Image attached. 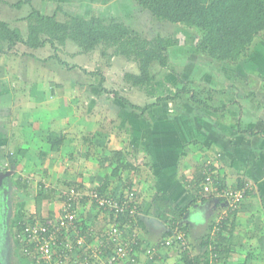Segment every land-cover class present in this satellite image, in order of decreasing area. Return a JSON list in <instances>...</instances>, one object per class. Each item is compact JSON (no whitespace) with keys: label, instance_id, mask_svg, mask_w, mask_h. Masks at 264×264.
Listing matches in <instances>:
<instances>
[{"label":"crops","instance_id":"0c3cea01","mask_svg":"<svg viewBox=\"0 0 264 264\" xmlns=\"http://www.w3.org/2000/svg\"><path fill=\"white\" fill-rule=\"evenodd\" d=\"M17 3L47 15L60 9V16L68 13L83 17H107L118 8L127 13L128 7L137 5L133 0H0V21L10 24L5 10ZM15 51L23 54L19 62L13 60ZM26 52L25 47L17 46L0 53L2 59L8 53L7 62L0 61V172H11L4 179L5 185L0 186V191L5 192L0 193V212L3 208L8 211L7 218L0 214L5 219L0 229V264H13V261L48 264L27 259L26 244L18 239V234L25 224H44L57 219L61 200L56 193L71 186L82 191L101 188L105 195L120 199L132 193L139 204L138 234L144 245L159 242L169 230L168 222L179 221L186 229L190 256L198 258L199 264H264V33L253 40L248 53L235 64L212 62L196 54L186 42L179 44L174 57L181 61L175 67L182 69L175 70L176 73L162 69L148 94L150 102L133 104L125 99L144 106L180 88L184 91L182 96L153 105L143 114L131 109V118L119 115L125 133L129 132L121 134L127 143L122 147L120 141H104L99 137L92 143L93 155L87 153L90 149L85 146L90 141L80 145L73 134L78 127L84 132L103 134L98 131L101 126L88 117L75 119L70 111L73 107L70 98L87 89V110H96L98 105L93 98L96 90L103 94L97 83L81 82L80 74L74 79L73 69L67 63L69 77L60 73L57 79L61 81L43 67L39 71L31 65L30 74L34 77L37 73L40 80L35 82L33 77H28V83L21 76V72L27 74L25 59H32ZM174 52H170L169 61ZM117 58L126 64L130 62L118 56L107 60L99 71L105 89L111 62ZM120 63L123 65L119 60ZM82 69L86 77L96 73ZM23 81L24 90L20 87ZM193 94H196L194 99ZM78 99L73 103L76 107ZM50 134L62 138L56 150L49 145ZM114 153L121 154L120 160L115 161ZM207 162L213 164L214 177L221 187L233 189L242 184L249 190L240 209L222 231L215 259L205 248L204 239L223 203L203 194L197 183ZM122 163L131 167L123 170ZM116 168L119 172L114 174ZM191 182L198 185V190L188 187ZM23 183H27L26 188H19ZM27 205L40 212V217L28 211ZM47 205H50L48 210ZM76 211L81 228L90 227L93 231L85 240L86 247H99L104 228L108 229L111 223L110 217L90 203H80ZM23 213L33 217H23ZM78 256L67 264H72ZM139 262L184 264L178 252L164 248L158 251L156 261H149L139 252Z\"/></svg>","mask_w":264,"mask_h":264},{"label":"trees","instance_id":"16d2710c","mask_svg":"<svg viewBox=\"0 0 264 264\" xmlns=\"http://www.w3.org/2000/svg\"><path fill=\"white\" fill-rule=\"evenodd\" d=\"M133 1L140 8L148 10L156 22L161 24L170 23L174 26L181 27L184 31H190L193 35L190 38V47H192L193 51L215 63H238L239 59L245 56L250 50L253 40L264 33V0ZM21 5L22 3H17L13 7L20 8ZM60 13L61 10L56 9L53 14L47 15L32 8L30 14L26 17L28 20V33L25 36H22L17 28H9V24L0 21V42H7V49L5 50L8 51L15 49L18 45L30 50H39L46 44H49L52 49L58 51L59 48L63 47L69 41L76 45L83 54H88L97 48H101L100 53L102 56L107 54L105 50L110 47L113 49V55L137 64L138 74L126 73L124 79L132 86L145 88L149 91L152 90V84L160 69L176 73L175 69L169 63L170 52L179 45V39H177L176 35L161 36L157 34L151 39H148L143 37L139 31L132 29L120 16L83 17L62 13L61 15L64 19L59 20L58 16ZM0 52L4 53L5 51L0 49ZM48 59H43L41 63H47ZM57 60H59L60 64L66 65L58 57ZM154 66L158 68L156 73L154 72ZM67 67L71 70L77 66ZM80 70L83 71L82 68ZM96 74L98 75L99 72L97 71ZM103 84L104 77L100 73V78L97 82L100 93L107 92ZM181 84L183 85L182 81ZM183 92V88L176 89L172 95L159 97L155 103L144 106L133 105L127 100L123 101L131 109L136 111L140 110L143 114L153 105L165 101L178 100ZM193 95L194 99L196 94ZM47 138L52 150L58 149L62 144V138H57L55 134H50ZM120 155V153H114L113 158H116L115 161L120 160ZM220 156L219 154L218 157L220 158ZM121 165L123 166V170L131 167L124 163ZM210 169L213 170V164ZM115 170L114 174H117L119 169L116 168ZM201 181L202 176L200 173L197 183L199 182L198 184H200ZM25 184L27 183L21 184L19 188H26ZM190 185L194 190L198 187L197 184L194 186L193 182H191L188 185L191 190ZM242 187L243 185L241 184L237 188ZM89 190L96 191L100 196L106 194V191L101 188ZM193 200L195 201L196 199L194 198ZM83 203L86 204L87 202L84 201ZM93 206L96 207V205ZM98 211L108 215L111 223L124 226L125 217L121 215L116 216L113 211H109L108 209H98ZM139 222L140 220H135L133 225L129 227V230L124 233L122 241L127 244L129 254L127 257L121 259L118 264H140L139 252L137 253L138 244L134 245V240H140L138 234ZM171 222H168L169 230L159 242L151 245L145 243V247L155 250L152 257L145 252L141 253L149 261H156L160 248L173 249L179 253L184 264H199V259L191 257L187 250L180 251L181 247L178 244L176 245L177 241L175 239L170 244V247L164 244L165 240L172 235V231L177 229L184 233V240L188 248L190 247L186 239L185 227L179 221H174L176 222L174 226L171 225ZM229 224L230 222L224 223L217 236L213 238L214 241L210 240V238L208 240V235L204 239L205 248H207V244L209 245L213 242L219 248L222 231ZM80 226L82 225L80 224ZM87 228L82 227L81 232L88 240L92 234L88 233ZM112 250V247L108 249L100 248L99 252L102 255L103 262L106 261L108 253ZM83 257L84 255H81L79 260H83ZM102 261L88 259L87 264H100Z\"/></svg>","mask_w":264,"mask_h":264},{"label":"rangeland","instance_id":"374dc122","mask_svg":"<svg viewBox=\"0 0 264 264\" xmlns=\"http://www.w3.org/2000/svg\"><path fill=\"white\" fill-rule=\"evenodd\" d=\"M27 7H29V6H27ZM30 8H31V6H30ZM118 9L116 11L114 10L112 13L108 14L109 16H107V17L121 16V18H123L125 23L130 25V27L132 29L139 31L143 37H146L148 39H151L152 37L156 36L157 34H159L161 36L176 35L177 39H179V44L183 45L184 42H186V45L188 47H190V44H191L190 38H191V36H193L190 31H184V30H182L181 27L174 26L170 23H165V24L164 23L163 24L158 23L154 20V18L152 17V15L150 14V12L148 10L142 9L137 5L134 6V8L128 7V9H127L128 10L127 13H129L128 15H127V13H123V12H121L120 9L119 10ZM5 11L8 14V15H6V19H8V22H10L9 28H17L21 32L22 36H25L28 33V20L26 19V17L28 14H30V10L29 9L27 10L26 6L25 7L21 6L20 8L9 7ZM58 17H59V20L64 19L62 17V15L61 16L59 15ZM19 47H21V46L18 45V48ZM0 49L7 52V50H5V49H7V42H0ZM25 50L27 51L25 54L28 55V53H29L28 56L32 57L35 64H33L34 62L32 63L31 58L25 59V63H27L28 66L26 65V73H27L26 75L23 72H21V76L23 77V80H26L28 77H29V79H31V77H33L30 74L31 65H32L33 69L35 68L36 70H39V71L43 67L44 70H46L50 75L54 73L53 76H56V78H55L56 80H60V79H57V78H59L60 73H62V76L66 75V77H69V74H68L69 72L67 73L66 65H64V64L61 65L59 60H57V57H58L60 59V61L67 63V65H69V66H72V65L77 66L75 69H73V74H71L72 75L71 77L74 76V79H78V75L80 74L81 82H83V83H90L91 82V83L96 84L100 78V72L99 71L103 69V66H105V63L107 62L108 59L112 58V56H115V55H113V49L110 47L105 50L107 53L105 56H107L108 59L105 56L101 55V53H100L101 48H97L95 51H92L88 54H83L80 52V49L78 47H76V45H74L73 43H71L69 41L66 42V44L63 47L59 48L58 51L55 49H52V47L49 44L48 45L46 44L43 48H41L39 50H30L27 48H25ZM174 51H175V49H173V52ZM0 53H2V52H0ZM175 53L176 52L172 53V57L170 58L169 63L172 67H174L175 70L178 71V70H181L182 67H180V66L175 67V63H177L181 60L174 57ZM6 54L8 57V53H6ZM6 54L3 55L4 59L1 58L2 55L0 54V61H2V63L4 61L6 63L8 60V58H7V60L5 58ZM13 55H14L13 60H15L16 62H19V58L23 54L21 52L19 54L15 51ZM55 56H57V57H55ZM46 58H49L47 63L42 64L41 63L42 60L46 59ZM118 59L119 58H117L115 60V62H113V63L111 62V64H112L111 70L106 75L105 87L110 92H105V93L99 95L98 90H96V97H93L95 99L97 105H98L97 106L98 108L96 110H87L86 97H88L87 93H89V90H88V92L85 91L87 89H85L84 91H80V94L77 95L78 97L76 96L74 98H70L71 104L73 106L72 110H70V111L72 113V116L75 117V119L78 116L88 117V120L90 119L92 121H96V124L101 126V127H99L98 131H101L103 134L97 133V135H95L93 132H86V131L84 132V130H82L81 127L75 126V127H78V128H76V132H74V134H73V136L77 137L76 142L79 140L80 145H83V144L88 143V140L90 141V143H88V145H85L88 150L90 149L89 152L87 151L88 154H92V155L94 154L95 150L93 148H91V146H93L92 143H94V141L96 139L98 140L99 137H101V139H103V140L105 139L104 141H106V139H108L107 141H109V140L110 141H116V142L120 141L119 144H122L121 145L122 147L125 146V144L127 143L125 141V136H124V138H122L121 134L124 135V134H127L129 132L126 131V133H125L124 128L122 127V122H120L118 119L119 115H121L122 117L127 119L130 115L132 116V114H133L131 112L132 111L131 108L128 105L124 106L123 100H126L125 98H127L133 104L134 103H140L141 104V103H145V102H150L147 100V98H149L148 94H150V91L148 89L139 88L137 86H132L130 83H128L124 79V76L126 73L138 74V72H136L137 64L132 62V61L127 62V64H126L122 61V59H119L120 62L123 63V65L121 63H120V65H118L119 64ZM0 67H1V63H0ZM2 68H3V66H2ZM80 68L96 70V72L98 71L99 74L96 75V73H95V75L92 77H86L83 74L84 72L79 70ZM153 68H154V72L156 73L158 70L157 66H154ZM21 69H23V66ZM137 71H138V69H137ZM161 71H162V69H160L157 73L159 74ZM36 77H37V73H35L34 77H33L35 82L40 80V78H36ZM60 77H61V75H60ZM23 82L24 83H21L20 87H21V89L24 90L25 89V81H23ZM26 82L29 83V80H26ZM138 88L141 89L142 92H138L137 91ZM16 91H17V89H16ZM117 95L119 97H117ZM90 96L91 95H89V98H90ZM120 96H121V98H120ZM76 98H79L77 107L75 104H73V103H76ZM87 112L89 113L90 116L89 115H83V114H87ZM129 118H131V117H129ZM37 128H38V126H37ZM91 131H93V130H91ZM86 134H87V136H85ZM72 159H74V161H75L76 157L73 156ZM133 163H136L135 160H133ZM77 168H80V166L77 165ZM85 168H88V167H85ZM4 185H5L4 183L1 184V187ZM0 193L4 194L5 192L3 190H1ZM26 197H28V196H26ZM115 197H117V196H115ZM118 198H119V196H118ZM26 201H27V198H26ZM2 202H4V201H2ZM20 202H21V198H20ZM9 204H10V202H9ZM223 204H224V202H223ZM39 205H40V203H39ZM8 208H9V206H8ZM27 208H28V211H34L35 215L40 217V212H38L37 210H34V208H31L28 205H27ZM46 208L48 210L50 208V205H47ZM28 211H26V212H28ZM0 214L2 217L7 218L8 211L6 210V208H3L2 211L0 212ZM60 214H61V212L59 209L58 217L60 216ZM2 217H0V219H1L0 220V229L3 228V226H4L3 224L5 223V219H3ZM23 217L31 218L33 216L26 214V213H23ZM77 220H78V216H77ZM109 227H110V225H108V228ZM104 229L105 230L103 231V233L107 230L106 228H104ZM103 233H102V235H103ZM16 260H18V259L16 258ZM20 262H22V261H20ZM17 263H18V261H13V264H17ZM20 264H23V263H20Z\"/></svg>","mask_w":264,"mask_h":264},{"label":"built area","instance_id":"2783aa9c","mask_svg":"<svg viewBox=\"0 0 264 264\" xmlns=\"http://www.w3.org/2000/svg\"><path fill=\"white\" fill-rule=\"evenodd\" d=\"M211 166L212 164L207 162L201 169L200 189L203 194L211 195L224 202V206L214 219L208 240L209 238L213 240L217 236L224 223H227L240 209L249 192L246 186L233 189L221 187L214 177L213 170L210 169ZM56 195L61 200L60 216L44 224H25L18 234V239L24 245L26 244L24 255L27 259L30 258L36 262L40 261L48 264H67L69 259L81 253V255H84L83 260L78 258L72 264H87L88 259L102 261L99 250L100 248L108 249L109 247H112L113 250L108 253L106 261H102L100 264H118L121 259L128 256L127 244L122 241L123 235L139 215V204L135 201L132 193H128L124 199H119L114 196H100L94 190L82 191L76 186H71L58 191ZM84 201L96 205L97 209L113 211L114 215H121L125 217L126 221L124 226H119L117 223L110 224V227L102 235L101 245L94 249L86 247V238L81 232V226L77 220L76 207ZM171 225H176V222L172 221ZM87 231L89 234L93 232L90 227L87 228ZM174 239L177 241L176 245L178 244L181 247L180 251L187 250L190 253L184 240V233L181 230L174 229L172 235L165 240L164 244L170 247ZM134 243V245L138 244L137 253L145 252L150 257L154 254L155 250L142 245L141 240H134ZM213 243L207 244V248L210 255L212 254L210 257L215 259L217 257L215 252L218 248ZM89 250L91 251L87 254Z\"/></svg>","mask_w":264,"mask_h":264},{"label":"water","instance_id":"95a60500","mask_svg":"<svg viewBox=\"0 0 264 264\" xmlns=\"http://www.w3.org/2000/svg\"><path fill=\"white\" fill-rule=\"evenodd\" d=\"M10 175L11 172H0V186L4 182V179L8 178Z\"/></svg>","mask_w":264,"mask_h":264},{"label":"clouds","instance_id":"9594fccd","mask_svg":"<svg viewBox=\"0 0 264 264\" xmlns=\"http://www.w3.org/2000/svg\"><path fill=\"white\" fill-rule=\"evenodd\" d=\"M120 199V198H119ZM218 200V199H217ZM219 201H221V200H219ZM222 202V201H221ZM223 203V202H222ZM223 206H224V204H223ZM220 211V210H219ZM219 211H218V213H219ZM217 213V214H218ZM217 214H216V216H217ZM139 215H140V212H139ZM139 215H138V217L136 218V220H139ZM215 219V218H214ZM213 222H214V220H213ZM213 222H212V225H213ZM112 224V223H111ZM124 224H126V221H124ZM133 225V224H132ZM212 225H211V229H212ZM129 226H131V225H129ZM136 227V226H135ZM211 229H210V231H211ZM129 230V229H128ZM210 231H209V233H210ZM209 233H208V235H209ZM207 235V236H208ZM207 236H206V238H207ZM205 238V239H206ZM139 239L141 240V238L139 237ZM142 241V240H141ZM142 245H144V243L142 242Z\"/></svg>","mask_w":264,"mask_h":264}]
</instances>
